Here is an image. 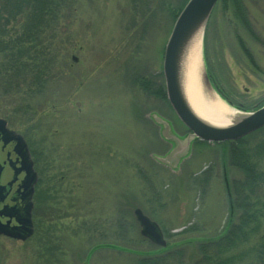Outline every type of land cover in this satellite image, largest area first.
Masks as SVG:
<instances>
[{"label": "rangeland", "instance_id": "obj_1", "mask_svg": "<svg viewBox=\"0 0 264 264\" xmlns=\"http://www.w3.org/2000/svg\"><path fill=\"white\" fill-rule=\"evenodd\" d=\"M186 1L68 0L47 33L49 78L34 96L44 106L24 115L0 87V117L26 141L38 173L33 209L46 214L49 196L59 202L50 226L65 264H80L96 243L110 245L89 264H131L123 249H157L140 241L138 225L129 229L135 208L173 234L167 242L211 236L225 225L220 146L176 147L187 129L140 84L164 85V46ZM201 59L218 95L238 105L226 103L234 113L263 105L264 0H218ZM33 237L0 236V264H42Z\"/></svg>", "mask_w": 264, "mask_h": 264}, {"label": "trees", "instance_id": "obj_2", "mask_svg": "<svg viewBox=\"0 0 264 264\" xmlns=\"http://www.w3.org/2000/svg\"><path fill=\"white\" fill-rule=\"evenodd\" d=\"M66 1L0 0V87L5 98L10 96L8 103H13L16 111L24 115L44 106V103L36 102L34 96L44 90L49 78V72L46 78L49 63L45 56L47 33L58 22ZM140 84L144 93L167 103L162 81L142 79ZM33 101L36 105H32ZM213 145L221 148L222 180L228 209L225 225L214 235L180 238L157 249L136 251L122 248L134 256L131 264H264V126L238 140ZM34 194L37 201L38 194L35 191ZM48 198L51 201L47 203L49 211L46 214H40V211L37 214L36 206L32 211L34 254H38L36 258L41 259L42 264H60L63 254L53 241L56 238L52 232L54 226H50L53 220L51 208L59 202L52 196ZM132 221L125 223L130 230L138 227L134 216ZM158 224L164 237L173 236L167 235L161 222ZM187 230L185 228L181 233L185 234ZM138 238L150 245L142 236ZM105 245L110 244L92 245L79 263L89 264L95 251Z\"/></svg>", "mask_w": 264, "mask_h": 264}, {"label": "water", "instance_id": "obj_3", "mask_svg": "<svg viewBox=\"0 0 264 264\" xmlns=\"http://www.w3.org/2000/svg\"><path fill=\"white\" fill-rule=\"evenodd\" d=\"M217 1L187 0L175 18L164 46L162 74L166 98L178 120L187 129V136L183 140H175L174 136L167 135L174 138L176 147L187 148L196 140L234 141L264 126V104L257 109L244 111L245 113L241 110L238 111L239 113H234L230 107L238 108L230 105V102H226L214 90L203 64L199 71L202 86L213 92L232 111L233 115L231 117L225 115V124L222 125L207 123L192 112L182 93L179 73L184 48L198 31L202 38L204 26ZM0 145L1 147L9 146L6 160L9 170L4 171V163L0 161V235L23 241L33 233L31 210L37 174L33 169L26 141L20 134L8 129L6 120L3 118H0ZM170 156L175 157L176 160L179 157H176L175 153ZM3 172L5 179L9 177L6 181ZM133 213L140 228V235L156 246L165 247L166 241L159 225L139 208H135Z\"/></svg>", "mask_w": 264, "mask_h": 264}, {"label": "bare ground", "instance_id": "obj_4", "mask_svg": "<svg viewBox=\"0 0 264 264\" xmlns=\"http://www.w3.org/2000/svg\"><path fill=\"white\" fill-rule=\"evenodd\" d=\"M201 64V37L198 31L185 46L180 59L182 93L192 112L200 119L213 125L225 124V115L231 117L233 113L213 92L202 86Z\"/></svg>", "mask_w": 264, "mask_h": 264}, {"label": "flooded vegetation", "instance_id": "obj_5", "mask_svg": "<svg viewBox=\"0 0 264 264\" xmlns=\"http://www.w3.org/2000/svg\"><path fill=\"white\" fill-rule=\"evenodd\" d=\"M9 153V146L7 145V146H4V147H1V145H0V161L1 162H3L4 164H3V168H4V171H6V169H8L9 170V168H8V166H7V163H6V160H7V154ZM37 172V171H36ZM4 173V172H3ZM37 175H38V173H37ZM9 178V177H8ZM7 178V179H8ZM4 179H5V173H4ZM7 179H5V181L7 180ZM8 198H9V196H8ZM5 200H7V199H5Z\"/></svg>", "mask_w": 264, "mask_h": 264}]
</instances>
